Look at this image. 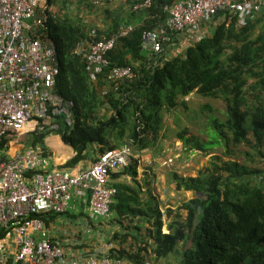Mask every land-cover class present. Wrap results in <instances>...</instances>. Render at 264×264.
Listing matches in <instances>:
<instances>
[{
    "label": "trees",
    "instance_id": "trees-1",
    "mask_svg": "<svg viewBox=\"0 0 264 264\" xmlns=\"http://www.w3.org/2000/svg\"><path fill=\"white\" fill-rule=\"evenodd\" d=\"M175 1L153 0L147 9L149 19L121 38L108 53L110 66L132 65L137 77L105 95L100 93L104 83L90 82L83 60L72 51L78 40L91 36L93 28L87 32L80 20L54 13L50 16L46 31L55 42L61 72L56 91L73 102L74 126L67 127L58 120L59 128L51 131L75 151L66 166L93 156L96 159L118 148L125 138L132 140L136 150L150 147L160 138L162 111L179 107L180 97L195 89L199 95L221 98L226 116L213 120L217 136L209 142L189 129L179 130L176 135L186 150L206 152L224 144V154H230L244 145L245 158L264 161V23L253 35L256 21L248 20L245 26L237 27L236 16L230 22L225 18L181 53L165 58L163 52L160 58H154L142 49V33L162 26L166 19L163 6ZM176 38L170 35L174 42ZM103 108L107 109L105 115L100 114ZM137 119L142 124L140 131L136 130ZM47 135L36 129L26 136L31 146L45 150ZM205 142L214 146L204 147ZM227 157L221 160L212 155L206 172L196 177L179 178L174 173L177 189L193 191L176 212L171 208L162 212L154 196L141 197V185L136 180L132 184L114 183L117 194L111 206L113 220L129 218L133 222L137 217L149 225L146 232L152 239L149 243L145 234L139 233V237L137 230L142 226H133L134 231L127 232L133 242L128 248L116 250L118 256L126 258L128 264H148V247L154 258L160 259L189 241L180 264H264V183L252 181L261 178L264 169ZM131 163L126 168L135 175ZM116 175L112 173V177ZM163 215L171 217L167 232L162 231ZM123 235L128 236L114 233L115 238L124 239Z\"/></svg>",
    "mask_w": 264,
    "mask_h": 264
},
{
    "label": "built area",
    "instance_id": "built-area-1",
    "mask_svg": "<svg viewBox=\"0 0 264 264\" xmlns=\"http://www.w3.org/2000/svg\"><path fill=\"white\" fill-rule=\"evenodd\" d=\"M90 1L97 6L106 0ZM152 2L139 0L132 9H148ZM163 10L162 26L142 33V49L154 58L175 45L171 34L178 37L190 32L200 40L204 37L201 23L219 13L227 22L236 16V26H245L264 14V0H176L166 3ZM51 15L46 0H0V264H128L116 252L126 247L112 239L114 231L110 240L99 243L96 229L112 217L117 188L111 176L132 162L130 138L77 172L51 167L50 154L39 146L11 155L7 151L12 134H30L36 129L51 134L59 128V121L74 126L73 102L56 91L61 72L55 42L46 31ZM134 29L130 24L120 25L106 35L93 28L89 38L78 40L73 47L89 80L104 83L102 95L137 77L132 65L110 66L108 58L117 42ZM137 123L140 131V119ZM28 124L30 128L24 131ZM73 199L83 204L82 215L76 224L71 223L75 224L73 234L50 236L45 216L70 211ZM127 232L126 228L120 231ZM91 233L92 240L83 235Z\"/></svg>",
    "mask_w": 264,
    "mask_h": 264
},
{
    "label": "crops",
    "instance_id": "crops-1",
    "mask_svg": "<svg viewBox=\"0 0 264 264\" xmlns=\"http://www.w3.org/2000/svg\"><path fill=\"white\" fill-rule=\"evenodd\" d=\"M139 0H106L102 2L100 5H93L90 0H70L67 6L69 5L70 10V18L80 20L86 27L87 32L91 28L100 29L101 31L105 33H111L115 31L120 25H126L130 24L133 25L135 28L140 27L146 20L149 19V11L147 9H138L133 10L132 5ZM63 3V1H62ZM48 6L55 16L60 17V10H63L61 8L62 4H60L58 7L54 8V10L51 8L50 3H48ZM66 8V7H64ZM58 13H56V11ZM67 14V12H66ZM264 14H258L256 15L253 20L256 24L255 31L256 34L259 32V29L261 28L262 24L264 23ZM225 17L222 15V13H219L215 15L209 22H202L200 25V31L204 36L206 34H209L217 24L224 22ZM255 34V35H256ZM177 41L175 45H173L171 48H168L167 51H165L166 54L168 52L174 53H181L184 51V48L187 46L193 44L196 40V38H193L192 34L190 32L187 33H181L177 38ZM173 50V51H172ZM169 55H165V58H167ZM91 82V81H90ZM180 106L179 108V119L176 116V112L173 109L170 112H174L172 114L173 116H169L168 110L162 111V130L160 132V138L156 140L150 147L144 148L141 150H136L134 148V157L132 160L131 165L135 169V175L131 174L129 172V168H124L118 172V175L116 177L111 176V183H128L132 184L133 181H137L141 185L140 190V196H154L155 201L158 203L159 209L164 212V210L168 207H178L180 204V196L183 195V193H186L187 191L191 190H184V189H177L176 188V182L174 176V173L177 174V176L180 177H196L201 171H199V165L198 162L195 160V158H192V161L189 163H185V159L187 156L183 154V150H186V147L183 145V142L178 139L177 135L176 137L169 138L166 136L165 130H169L171 128L172 132H177L181 129H189L191 132L193 126L198 127V124L200 125L198 128L199 130H202V134L204 132L208 136L207 129H205L202 124H208L206 122L208 117H215L217 118V114H222L226 116V106L224 104V101L221 98H211V97H205L202 95H199L196 92V89L190 92L188 95L182 96L179 99ZM184 102V104H183ZM175 108V109H177ZM200 111V117H204V122H198L200 117L192 116L189 118V112L190 111ZM212 115V116H210ZM193 118V119H192ZM192 119V121H190ZM218 119V118H217ZM219 120V119H218ZM210 124V123H209ZM211 127L215 129L214 123L211 124ZM30 128V124L26 125L23 130L26 131ZM196 134V133H195ZM27 134L23 133L19 135L20 137L26 136ZM198 135V134H197ZM14 137L12 140L8 142V154H13L18 151L25 150L27 147L31 146L29 143H21L20 145L18 142V137ZM111 143L114 142V139L111 137L110 139ZM204 140L209 142V137H206ZM124 139L121 141L119 145L122 144ZM17 145V148L13 147V144ZM44 146L46 147L45 150L47 153L50 154L51 157V167H56L60 169L70 170L72 172H77L78 170H81L89 165H91L96 159L95 156L89 157L88 159L79 161L78 163L74 164L73 166H66L65 164L69 159H71L75 155L74 149L66 144L61 136L57 133L49 134L44 139ZM217 147V146H215ZM213 147V148H215ZM187 151H199L200 150H187ZM209 151V150H207ZM206 151V152H207ZM205 152V153H206ZM192 153L191 155H193ZM215 154V153H214ZM212 154V155H214ZM211 155V157H212ZM184 157V158H183ZM93 160V161H92ZM174 160V163L171 164V162ZM211 161V160H210ZM190 165L192 168V171H197V175H190L187 171H182L181 169L185 166ZM132 168H130V171ZM133 176V178H132ZM193 193V191H191ZM186 201V200H184ZM182 203V202H181ZM73 209L70 211H67L64 214H49L45 216L46 224L48 227V231L50 236L56 237V238H63L66 233L64 232H70L72 228L70 226H74L76 224V218L81 214L83 211V204L80 202V200L73 199L72 200ZM81 217V216H80ZM165 221V219H164ZM75 222V224H71ZM125 222H127L126 227L130 225L129 228H132L133 226H142L138 227L141 229H146V227H149L147 223L143 224L141 220H139L137 217L133 219V222L129 221V218H123L121 222H118L115 220L114 226H125ZM71 224V225H70ZM165 225V224H164ZM107 224L104 222V227H106ZM167 227V225H166ZM134 229V227L132 228ZM163 232L164 231L162 229ZM78 234L82 233V229L78 228L77 230ZM137 234L140 237L139 233H142V231L139 229L137 230ZM115 233V232H114ZM132 233V232H131ZM145 234V232H143ZM82 235V234H81ZM84 236L89 235V240H92L93 236L91 234H83ZM131 236V234H130ZM82 237V236H81ZM152 242V239H151ZM128 248V247H126Z\"/></svg>",
    "mask_w": 264,
    "mask_h": 264
},
{
    "label": "rangeland",
    "instance_id": "rangeland-1",
    "mask_svg": "<svg viewBox=\"0 0 264 264\" xmlns=\"http://www.w3.org/2000/svg\"><path fill=\"white\" fill-rule=\"evenodd\" d=\"M62 1H63V3H62ZM69 1L70 0H51L50 6L54 10V8H56L60 4H62L61 7H63V8H61V9H63V10H60V17H66V16L69 17V16H71L70 15L71 8H70L69 5L67 6V4L69 3ZM64 7H66V8H64ZM66 12H67V14H66ZM56 13H57V11H56ZM57 15H58V13H57ZM70 19L72 21H76L77 20V19H73V18H70ZM252 34L255 35L256 34V31L254 30ZM174 54H177V53H174ZM167 55H169L168 57H170L173 54H172V52H168ZM172 110H170V111H172ZM174 110H175L174 112H176L177 118L179 119V113H178L179 112V108L174 109ZM170 111H168L169 112V116L172 117L173 116L172 114H174V112H170ZM106 113H107V109L106 108L101 109V111H100V114L101 115H105ZM200 114H201L200 111H194V110L193 111H190L189 112V118H191L192 116L200 117ZM210 116H212V115H210ZM217 116H218L217 118L219 120H223L225 118V115H222V114H217ZM192 119L190 121H192ZM214 119H215V117H208V119H206L207 120L206 122H208V124L207 125L206 124H202L201 125L205 129H207L206 132L209 133L208 136H207V134L205 132H204V134H202L203 131L202 130H199L198 127L200 125H198V124H194V125H197L198 127L196 128V126H193L192 131L194 133L198 134L197 136L201 137L203 140L206 137L212 138L213 136H217L216 130L211 127V124H213V122H214L213 120ZM198 120H199L198 122H204L205 121V118L204 117H200ZM164 132L166 133V136L167 137L170 136L169 138L176 137L175 132H172L171 131V128H169V130H167V131L165 130ZM25 141L27 143H29L28 142L29 141L28 138H25V136H23V137H20L19 136L18 137L19 144H17V145H20L21 143H24ZM17 145L14 143L13 144V147L14 148H17ZM203 145H204V147H207V148H211V147L214 146V145H212L210 143H207V142L203 143ZM245 148L246 147L244 145H240V146L234 148L232 153H230V154H224V152L226 150L224 148V144H222V145H219V146H217V147H215V148L207 151L206 153L205 152H199V151H196V152L195 151H191L190 152V151H187V150H183V154L185 156H187V158L185 159V163H189V162L192 161V158H195V160L198 162V165H199V168L198 169L201 172L202 171L203 172H206L205 168L207 166H210V160L212 158L211 155L214 154V153H215V155H218L221 158V160H227L228 159L227 156H230V157H233L234 159H239L240 162H244V164L246 166H249V167H252V168H255V169L257 168L259 170L260 169H264V161H261V160L259 161L258 159H253L252 160V158L247 159V158L244 157L243 151L246 150ZM192 153H194V154L191 155ZM172 163H174V160L171 162V164ZM181 170L182 171L189 172L190 175H195V174L197 175V171H192V168H191L190 165L185 166ZM259 175H257V176H259ZM252 181L254 183H264V173H263V176L261 178H258L257 177V178L252 179ZM192 196H193V193L191 191H187L186 193H183V195L180 196L181 197V198H179L180 199V204L178 205V207H174L173 208L171 206H168L167 208H171V209H173V212H176V210L180 207L181 202H183L184 200L190 199ZM163 218L165 219V221H164L165 222L164 223L165 225H163L162 229L164 231H167L166 225H167V222L171 219V217H167L166 215H163ZM114 222H115V220H113V217H111V219L109 218L106 221V224H107L106 227H101V228H97L96 229V231H98V238H99V241L98 242L99 243L102 242V241H108V240H110V236L113 235L112 234L113 231L114 232H120L124 228L127 229V227H126L127 222H125V226L124 225H121L118 229H114ZM72 227L73 226H70V228H72ZM132 228H129L128 229V231L130 233L134 231V229H132ZM141 231H142L141 234H143V232H145V235L144 236H145V238H147L149 240V243H150L151 242L150 241L151 239H149V236L147 235L146 229H141ZM130 233H125V234H128V236H125L124 237V235H123V238L124 239H122V236H118L117 238H114L113 237L112 239H114L116 241L118 240L117 241L118 244H120L123 247H129L131 245V242H133L132 237L130 236ZM187 246H189V241L182 242L178 246V250H176L173 254L169 255L166 258H160V259L154 258L153 254L151 253V248L148 247V251H150V254L145 255V257H146L145 260L148 261V264H180V259H181L182 251Z\"/></svg>",
    "mask_w": 264,
    "mask_h": 264
},
{
    "label": "clouds",
    "instance_id": "clouds-1",
    "mask_svg": "<svg viewBox=\"0 0 264 264\" xmlns=\"http://www.w3.org/2000/svg\"><path fill=\"white\" fill-rule=\"evenodd\" d=\"M52 134V133H51Z\"/></svg>",
    "mask_w": 264,
    "mask_h": 264
}]
</instances>
